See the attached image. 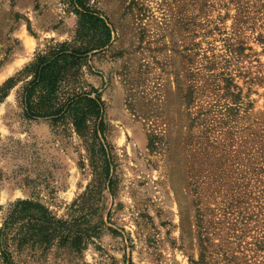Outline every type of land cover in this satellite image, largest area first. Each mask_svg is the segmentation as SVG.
Here are the masks:
<instances>
[{
  "label": "rangeland",
  "instance_id": "obj_1",
  "mask_svg": "<svg viewBox=\"0 0 264 264\" xmlns=\"http://www.w3.org/2000/svg\"><path fill=\"white\" fill-rule=\"evenodd\" d=\"M88 59L111 184L70 125L24 116L22 74L77 27L67 0H0V226L19 199L88 229L83 249L9 242L15 264H264V0H96ZM233 99H235L233 102Z\"/></svg>",
  "mask_w": 264,
  "mask_h": 264
},
{
  "label": "trees",
  "instance_id": "obj_2",
  "mask_svg": "<svg viewBox=\"0 0 264 264\" xmlns=\"http://www.w3.org/2000/svg\"><path fill=\"white\" fill-rule=\"evenodd\" d=\"M96 0H67L68 10L77 17L73 39L51 43L38 52L22 74L30 76L19 92L23 113L28 119H45L53 124L70 125L89 142L90 160L96 176L82 199L111 184L110 160L105 143L103 103L98 90L87 84L83 68L92 54L104 51L112 39L107 19L95 6ZM21 74L0 86V103L20 81ZM233 102L236 103V101ZM88 229L56 218L43 204L19 199L7 209L0 226V264H15L8 249L69 247L83 249Z\"/></svg>",
  "mask_w": 264,
  "mask_h": 264
}]
</instances>
